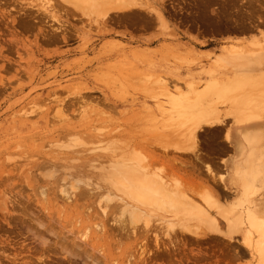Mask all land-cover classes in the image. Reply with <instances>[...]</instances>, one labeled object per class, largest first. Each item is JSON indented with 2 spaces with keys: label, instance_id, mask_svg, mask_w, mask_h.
I'll return each instance as SVG.
<instances>
[{
  "label": "rangeland",
  "instance_id": "obj_1",
  "mask_svg": "<svg viewBox=\"0 0 264 264\" xmlns=\"http://www.w3.org/2000/svg\"><path fill=\"white\" fill-rule=\"evenodd\" d=\"M61 1H0V264H264V0Z\"/></svg>",
  "mask_w": 264,
  "mask_h": 264
},
{
  "label": "bare ground",
  "instance_id": "obj_2",
  "mask_svg": "<svg viewBox=\"0 0 264 264\" xmlns=\"http://www.w3.org/2000/svg\"><path fill=\"white\" fill-rule=\"evenodd\" d=\"M1 1V0H0ZM62 1H64V2H67V4H68V2H72L73 4H74V0L73 1H68V0H62ZM61 1V2H62ZM82 1L83 2H86V1H90L91 3L89 4V2H86L87 4H85V3H82ZM98 0H77V2H75V6H80V5H84V6H90L91 5V7H94L95 9H96V6L99 4V3H101L102 1L104 2L105 0H101V1H98ZM111 1V0H107L106 2H105V4L103 3H101L100 5H98V7L100 6V7H102L103 5H105V7L103 6L102 8L104 9H106L107 7H109L107 10H111V11H113V9L114 8H112L113 6H117L118 4L117 3H119V1L121 2V0H116L117 2H116V4L112 1V2H110V3H112V4H110L109 2ZM123 1L124 0H122V3L120 4L119 3V9L115 6V9L117 10H121V11H123L122 9H124V11L126 12L127 10H125V8H128V7H126V4H127V0H125L124 1V3H125V6L123 5ZM133 1V0H132ZM63 2V3H64ZM81 2V3H80ZM94 2H97L96 3V5H94L93 4V6H92V3H94ZM129 2H131V1H129ZM128 2V3H129ZM109 3V5L107 6V4ZM138 3V2H137ZM1 4V3H0ZM89 4V5H88ZM113 4H115V5H113ZM130 4H132V3H129V5L128 6H130ZM68 5H72L71 3L70 4H68ZM121 5V6H120ZM123 5V6H122ZM134 5V4H133ZM107 6V7H106ZM110 6H112L111 8L112 9H110ZM132 7V6H131ZM79 8H81V7H79ZM90 8V7H89ZM94 8H91V9H94ZM102 8L100 9V8H98L97 9V11H103L104 12V10H102ZM135 8V7H134ZM87 9V8H86ZM86 9H84L83 8V10H85L86 11ZM114 9V10H115ZM129 9H130V7H129ZM140 9V8H139ZM77 10H78V8H77ZM80 10V9H79ZM115 10V12H117ZM138 10V9H137ZM84 11V12H85ZM89 11V10H88ZM93 11L94 10H92V13H93ZM146 11V10H145ZM89 12H91V11H89ZM94 12H96V11H94ZM105 12H109V11H105ZM120 12V11H119ZM128 12V11H127ZM130 12V11H129ZM99 14L101 13V12H98ZM133 14H137V12H132ZM90 14V13H89ZM158 14V13H157ZM94 15H97V12L94 14ZM106 15V14H105ZM97 16H100V15H97ZM162 17V16H161ZM163 19V18H162ZM169 135V134H168ZM167 135V136H168ZM175 140H178V139H175ZM165 143L166 145L168 144V140H167V138L166 139H162V141L160 142V144L161 143ZM183 144V143H182ZM162 145V144H161ZM177 147H182L181 145H176ZM110 147V146H109ZM108 147V145H107V147H105L106 149H108L109 148ZM112 147V146H111ZM164 147V146H163ZM166 147V146H165ZM164 147V148H165ZM184 147V146H183ZM104 148V149H105ZM111 149V148H110ZM111 150H113V149H111ZM110 151V150H109ZM113 152V151H112ZM194 152V151H193ZM199 159V158H198ZM126 161H128V160H126ZM127 163V162H126ZM126 163H124V165L122 166H118V168L116 167V169H118L117 170V172H113L112 173V175H115L116 174V178H117V182H118V186H114L115 188H118L119 190H122L124 193H126L125 195H129L131 198H132V200L133 201H136V202H138L139 203V206H141L140 204H147V202L149 201V202H154V203H156L155 205L157 206L158 204H162L161 202L163 201V199H165V197L163 198L162 196L164 195V193L166 192L165 190H162V189H164V186H161V180L159 179V181H156L155 180V183L156 184H154L153 182H151L152 180L151 179H153V178H156V177H154V176H151V175H149L148 177H151V179H149L148 177L146 178V176H144V175H146V173L143 175V174H141V171L139 170V169H136V168H134V166L132 165V163L130 164V165H128V163H129V161H128V163L126 164ZM126 164V165H125ZM114 166H116L115 164H114ZM137 166V165H136ZM110 173V172H109ZM148 174V173H147ZM110 175V174H109ZM155 175H157V174H155ZM103 178H106V177H103ZM112 178V177H111ZM111 178H109V180H108V182H111L112 184H113V182H112V180H111ZM149 179V180H148ZM157 179V178H156ZM161 179H163V178H161ZM111 180V181H110ZM151 180V181H150ZM106 182V181H105ZM116 182V183H117ZM157 182L159 183V184H157ZM110 184V183H109ZM158 185L161 187V188H159L158 187ZM163 185V184H162ZM165 189H166V187H165ZM169 188H167V190H168ZM118 191V190H117ZM126 191V192H125ZM171 191V190H170ZM89 192V191H88ZM168 192V191H167ZM120 194H122V192L120 193ZM166 194V193H165ZM170 195H171V193H169ZM168 193H167V195H169ZM173 195V194H172ZM162 197V201L160 202L159 200H160V198ZM176 198H177V196H176ZM86 199V198H85ZM164 202V201H163ZM170 203H171V201H169ZM138 203H137V205H138ZM158 203V204H157ZM179 203H180V201H179ZM185 203V202H184ZM168 204V203H167ZM186 204V203H185ZM152 205H153V203H152ZM135 206V205H134ZM142 206H144V205H142ZM147 206V205H146ZM145 206V207H146ZM148 206H150V203L148 204ZM148 206H147V208H148ZM154 206V205H153ZM159 206V205H158ZM177 206H179V205H177ZM155 207V206H154ZM183 207H184V205H183ZM151 208V207H150ZM152 209H153V207H152ZM155 209V208H154ZM138 210V209H137ZM180 210V209H179ZM190 211V210H189ZM28 212V211H27ZM142 212V211H141ZM152 212V211H151ZM184 213V212H183ZM168 215V214H167ZM138 217V216H137ZM175 219V218H174ZM137 219H135V221H136ZM170 220V219H169ZM164 221H167V219H165ZM171 221H173V220H171ZM176 221V220H175ZM137 222V221H136ZM163 222V221H162ZM168 223V222H167ZM166 223V224H167ZM176 223V222H175ZM175 223H173V224H175ZM215 223V222H214ZM248 223H249V226H250V228L251 229H253V230H256L259 234H264V228L263 227H261V225H260V223H256V221L252 218V217H250V218H248ZM169 224V223H168ZM173 226V225H172ZM171 226V227H172ZM51 227V226H50ZM193 227V226H192ZM48 230V229H47ZM46 230V231H47ZM52 232V231H51ZM54 232V231H53ZM47 233H49V231L47 232ZM75 234V233H74ZM53 236H55V235H53ZM57 236V235H56ZM78 237V236H77ZM77 237H75V238H77ZM80 238V237H79ZM77 240H78V238H77ZM63 241V240H62ZM76 241V240H75ZM74 241V242H75ZM54 244V243H53ZM74 244H76V243H74ZM83 245V244H82ZM51 246H53V245H51ZM74 246V245H73ZM76 246V245H75ZM78 246V245H77ZM79 246H80V244H79ZM257 246L258 247H260V243L259 244H257ZM72 247V246H71ZM81 247V246H80ZM163 248V247H162ZM175 248V247H174ZM54 249V248H53ZM69 249V248H68ZM64 250V249H63ZM67 250V249H66ZM82 250V249H81ZM261 250V252L263 251V249L261 248L260 249ZM85 251V250H84ZM84 253V252H83ZM88 253V252H87ZM87 253H85V254H87ZM82 254V253H81ZM88 255V254H87ZM162 257V256H161ZM86 258V257H85ZM97 259V258H96ZM158 259V258H157ZM81 260V259H80ZM96 261V260H95ZM87 264H88V262H86Z\"/></svg>",
  "mask_w": 264,
  "mask_h": 264
}]
</instances>
